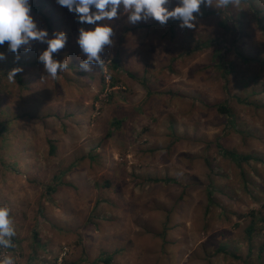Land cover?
<instances>
[{
	"label": "rangeland",
	"instance_id": "rangeland-1",
	"mask_svg": "<svg viewBox=\"0 0 264 264\" xmlns=\"http://www.w3.org/2000/svg\"><path fill=\"white\" fill-rule=\"evenodd\" d=\"M33 5L63 22L51 29L33 12L68 32L69 66L41 80L46 46L19 62L0 48V204L12 208L20 264H264V31L248 6L234 7L240 34L216 17L175 33L172 20L121 17L105 70L85 73L73 14ZM215 35L229 81L216 49L197 50ZM228 98L234 118L215 109ZM219 145L263 162L238 165Z\"/></svg>",
	"mask_w": 264,
	"mask_h": 264
},
{
	"label": "clouds",
	"instance_id": "clouds-1",
	"mask_svg": "<svg viewBox=\"0 0 264 264\" xmlns=\"http://www.w3.org/2000/svg\"><path fill=\"white\" fill-rule=\"evenodd\" d=\"M61 8L72 13L80 25L76 37L79 48L78 67L82 72H91L98 66L105 70L108 60L107 49L114 45V21L126 17L131 25L159 22L161 26L170 20L177 22L180 29H193L202 15V6L219 9L228 7L238 0H55ZM33 0H0V47L7 43V53L14 54L19 62L22 54L33 51L37 44L44 45L37 55V63L43 66L41 80L50 77L55 80L68 70L69 61L61 50L69 42L67 31L49 32L41 27L33 13ZM0 51V62L7 59ZM19 70V71H18ZM23 69L14 67L7 71L8 79H14ZM17 234L12 208L0 204V249H15L13 237ZM19 258L11 253L0 255V264H17Z\"/></svg>",
	"mask_w": 264,
	"mask_h": 264
},
{
	"label": "trees",
	"instance_id": "trees-1",
	"mask_svg": "<svg viewBox=\"0 0 264 264\" xmlns=\"http://www.w3.org/2000/svg\"><path fill=\"white\" fill-rule=\"evenodd\" d=\"M262 3L261 0H238L237 3L233 4V5H229L228 7H222L219 9H214V10H208L207 7L202 6L201 12H202V24L204 25L207 21H211V19H213L212 17H216L219 18V25L223 28L226 29H231L234 28V30L236 31V33L240 34V30L238 29L237 23L239 22V18L236 20L235 16H239V13H235L234 7L238 6L239 8L244 9L245 6H248V8L252 11L253 15H255V18L257 19V23L258 25L261 27V29L264 31V18L260 15L261 14V9H260V4ZM33 7V12L37 15H41L44 18V21L47 24L48 28H55L54 25H58V28L63 24V22L61 20L58 19V14L56 12H43L41 10V7H37L35 5H32ZM230 17L233 18V20L235 21H230ZM54 24V25H53ZM66 24V23H65ZM68 25V24H66ZM174 28H173V33H175L178 29L177 26V22H175L174 24ZM69 26V25H68ZM57 29V28H55ZM225 43L223 36L221 35H215L211 38H209L206 42H201L198 44V49H216L214 50L212 59L216 62H218L217 64V69L220 71H223L221 73V76L223 77L224 80H228L227 76L230 75L231 71L228 65L229 63L225 61L224 59V54L220 51L217 50L218 47L222 46ZM7 44V43H6ZM5 44V45H6ZM1 48V47H0ZM196 50V49H195ZM121 61L122 59H117L114 61L113 65L111 66V69H115L116 71H118L121 68ZM19 64H14L12 67H16ZM121 70V69H120ZM115 80L113 79V83L112 85L115 86L118 82H114ZM229 81V80H228ZM145 83V82H144ZM150 95V91L148 93ZM230 104L231 101L228 99H226V101H224V103H220L218 105H215V109L217 110V112L223 116H228L230 118H234L233 112L230 108ZM123 124V121H122ZM121 121L118 120L115 122L114 127L115 129H120L121 126ZM234 127V126H232ZM4 129H1L0 127V132H3ZM219 148L221 150V154L222 156H231L232 160L236 161L238 165H241L243 163L246 164H250L251 162L255 161L258 163L263 162L262 160L253 157V156H244V155H239L237 153H229L227 152V150L219 145ZM54 149V147H53ZM156 181H161V180H156ZM163 182L165 183H170L171 180L167 179L164 180ZM211 194V193H210ZM212 195H210L209 199H211ZM260 221L264 223V217L260 218ZM254 232H256V225L253 223L249 228H248V234L250 236V238L253 236ZM14 242V240H13ZM220 251L223 252V249H220ZM106 262H109V260H107Z\"/></svg>",
	"mask_w": 264,
	"mask_h": 264
},
{
	"label": "built area",
	"instance_id": "built-area-1",
	"mask_svg": "<svg viewBox=\"0 0 264 264\" xmlns=\"http://www.w3.org/2000/svg\"><path fill=\"white\" fill-rule=\"evenodd\" d=\"M9 253H11V254H13L19 258L17 260V264L21 263V254L17 251L16 246H15V249H0V255L9 254Z\"/></svg>",
	"mask_w": 264,
	"mask_h": 264
}]
</instances>
